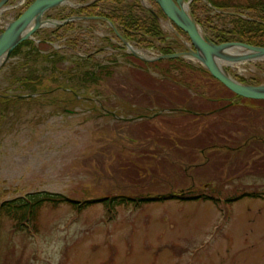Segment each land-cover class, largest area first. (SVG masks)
<instances>
[{"label":"rangeland","instance_id":"1","mask_svg":"<svg viewBox=\"0 0 264 264\" xmlns=\"http://www.w3.org/2000/svg\"><path fill=\"white\" fill-rule=\"evenodd\" d=\"M30 1L10 0L0 29ZM82 1L70 0L73 7ZM138 1L146 9L157 8L154 1ZM216 1L236 8L251 0ZM71 8L57 6L43 18L61 21L64 9L68 13ZM197 12L213 16L209 35L216 34L211 25L230 22L215 16V10ZM73 26L76 32L60 33L78 38L75 51L66 38L45 37L58 26L38 30L42 42L34 35L42 53L59 51L64 57L54 68L40 57L35 69L43 78L42 96L11 84L22 53L0 65V96L31 99L14 100L11 108L0 105V203L35 190L98 198L187 188L198 192L217 183L224 196L243 190L264 196V101H240L208 73L180 62L148 65L122 55L126 48L116 43L109 23ZM161 26L175 51L191 44L188 37L183 36L186 42L177 37L166 19ZM78 27L93 31L82 35ZM88 52L94 59L81 60ZM99 63L107 65L108 73L102 72L98 82H83L84 69ZM226 68L249 83H264V60ZM116 212L107 220L101 203L81 213L68 204L45 205L36 234L15 231L3 217L0 264H264V197L245 196L227 204L171 199L136 208L117 205Z\"/></svg>","mask_w":264,"mask_h":264},{"label":"trees","instance_id":"2","mask_svg":"<svg viewBox=\"0 0 264 264\" xmlns=\"http://www.w3.org/2000/svg\"><path fill=\"white\" fill-rule=\"evenodd\" d=\"M90 0H83L86 2ZM212 6L220 10H232L236 12L245 13L251 11L252 14L246 13L248 17H242L236 14H224L221 12H216L215 16L218 18H228L230 20L223 24V27H219L217 24L211 25L210 28L214 29L216 32L215 35H209V37L217 42L222 43L226 41L240 40L247 42L252 45L264 46V0H251L247 5H238L236 8L230 3L224 1L216 0H207ZM106 2H111L108 10H102L99 8H106ZM204 6V7H203ZM190 8L196 20L201 24L203 29L206 31V28L211 24L213 16L207 14L205 17L198 15L197 10L199 8H204L208 12L213 11L214 9L211 6H208V3L203 0H192L190 3ZM159 15L164 13L159 8ZM71 15L77 16H104L110 19L121 32V34L129 41L135 43L136 45L142 48H151L157 46L159 51L162 54L174 53L175 49L170 45V42L166 40L164 31L161 27L160 21L152 11L144 8L138 0L133 2H126L125 0H91L88 4H83L77 8L71 9L69 13L63 15V18H67ZM91 22L95 20H90ZM77 22V21H75ZM74 21L66 22L61 25L57 31L53 32L50 35V38H57L59 31L64 29L69 31L75 29ZM207 32V31H206ZM64 35L62 33L59 34ZM77 38L70 37L68 41L70 42V48L74 50V47L77 46ZM158 42V44H155ZM109 43V41H108ZM27 45V46H26ZM22 53V54H21ZM23 55V62H18V65L15 66V76L11 81L14 88H19L23 90L24 93H29L32 95L38 94V87L42 83L43 78L41 75L36 73V65L39 63L40 57L44 58L51 65L50 67H56L57 60L64 58L61 53L58 51L51 53H42L41 50L35 45L32 39L23 41L11 53V57H16L18 55ZM127 57H134L139 59L144 64H155L156 62L168 61V62H180L182 65L196 68L202 70L212 76L203 66H195L194 64L186 61L184 58H172V59H158L156 62L144 61L134 55L122 53ZM27 56V57H26ZM94 55H88L85 59L81 60H91ZM20 63V64H19ZM156 65V64H155ZM107 65L99 63L93 69H84L81 75L83 82H98L102 77L103 73H108ZM22 71L19 75L17 70ZM39 71V70H37ZM56 71V69H55ZM213 77V76H212ZM214 78V77H213ZM239 78V77H238ZM216 79V78H215ZM241 81H246V78L240 77ZM217 80V79H216ZM218 83L223 85L219 80ZM224 86V85H223ZM227 88V87H226ZM230 91V90H229ZM233 96L238 100L244 101H260L250 98L241 97L232 91H230ZM44 94V93H43ZM52 93H47L46 96ZM76 95V94H75ZM42 95H39V97ZM8 97L7 94L0 96V105L1 102L10 107L12 101L16 102H26L31 99L16 97ZM264 101V100H262ZM51 102H55L51 100ZM11 108V107H10ZM4 109V108H3ZM2 109V110H3ZM9 108H7L8 110ZM6 110V111H7ZM5 113L1 117H6ZM206 147L202 146V150H206ZM237 191V190H236ZM224 188L217 184H213L209 189L204 190L200 189L198 192L193 188H187L180 192H166L159 195H149L144 193H139L137 195L121 194V195H106L98 198H75L63 193L51 192L49 190H35L30 191L24 195H20L13 199L4 200L0 203V220L2 221L3 217L9 218L13 223V228L15 231L26 232L27 234H36L39 231V214L43 206L49 205L57 207L61 204L70 205L76 212L81 213L84 209L89 206L95 205L97 203L103 204L107 209V218L112 219L116 215L117 205L132 207H140L143 204H149L153 202H159L163 200H180V201H190V200H211L216 204L218 203H232L237 199L243 198L245 196L250 197H264L257 191H248L243 190L241 193L234 195H223ZM144 194V195H143Z\"/></svg>","mask_w":264,"mask_h":264},{"label":"water","instance_id":"3","mask_svg":"<svg viewBox=\"0 0 264 264\" xmlns=\"http://www.w3.org/2000/svg\"><path fill=\"white\" fill-rule=\"evenodd\" d=\"M8 1L9 0H0V8L5 6ZM153 1L158 4L164 13L166 16L165 19L169 22L177 37L184 40L183 35L177 28L188 35L191 44L187 46L186 50L160 54L157 57L148 58L132 47V44L121 34L117 26L110 19L97 15L73 16L64 21L44 19L43 16L46 12L52 8L66 4L69 0H33L17 18L7 22L2 32H0V60L7 61L16 46L23 41L34 39V33L45 26H59L75 19H96L109 23L116 35L125 42L129 49V53L145 61L194 58L198 60L214 78L219 80L233 93L245 98L264 100V83L240 81L231 75L226 68L222 67L220 63L221 60L242 62L264 57V46L252 45L240 40L222 43L213 41L194 17L190 8L192 0ZM205 1L218 12L248 17V15L241 12L220 10L212 6L207 0ZM153 12L160 19L159 15L155 11ZM47 23H51L52 25H46ZM228 48L236 49L237 52L229 51ZM2 63L0 65H2Z\"/></svg>","mask_w":264,"mask_h":264},{"label":"bare ground","instance_id":"4","mask_svg":"<svg viewBox=\"0 0 264 264\" xmlns=\"http://www.w3.org/2000/svg\"><path fill=\"white\" fill-rule=\"evenodd\" d=\"M66 3H68V4H72V2H66ZM186 6V5H185ZM6 9V6H3L2 8H0V21H4V19H2V14H3V12H4V10ZM46 25H52L51 23H47ZM228 50L229 51H234V52H237V50L236 49H231V48H228ZM192 59V58H191ZM257 59H261V60H264V57H260V58H257ZM254 60H256V59H254ZM2 59L0 60V64L2 63ZM243 62V61H242ZM220 63H221V66L222 67H224V68H226L225 67V65L226 64H229V65H235V64H239V63H241V62H233V61H225V60H221L220 61Z\"/></svg>","mask_w":264,"mask_h":264}]
</instances>
